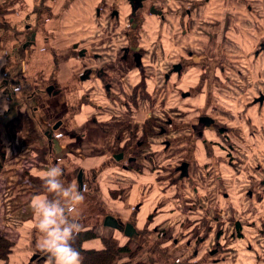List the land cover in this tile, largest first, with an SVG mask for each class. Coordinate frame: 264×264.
Returning <instances> with one entry per match:
<instances>
[{"label":"crops","instance_id":"0c3cea01","mask_svg":"<svg viewBox=\"0 0 264 264\" xmlns=\"http://www.w3.org/2000/svg\"><path fill=\"white\" fill-rule=\"evenodd\" d=\"M154 1L158 8L160 5L158 0ZM161 1L166 2L165 5L172 4V0ZM127 4V0H0V172L8 179L11 213L16 215L20 226L23 227L12 241L14 252L9 264L47 262L48 257L38 247L42 234L35 228L36 220L30 202L36 196L52 198L51 194L47 193L41 176L49 167L55 165L63 168L62 179L66 183L76 184L84 192V201L71 215L82 225L80 232L94 230L99 237L84 243L85 248H100L102 238L117 237V234L124 237L129 233L131 236L135 235L129 241L141 247L139 258H142L146 246L143 244L144 239H141L143 235L134 234L135 232L130 229L127 231L128 224H133L138 233H143L145 228L153 230V235H150L157 246L152 250L148 249L151 251L149 255L153 256H151L153 263L162 264L163 259H169L168 264H227V259L220 258L227 257L229 253L219 251L216 254L214 251L227 241L221 238V231L216 235L211 234L215 236V248L208 250L212 251H205L202 248L199 255L194 254L196 250L194 248L200 242L198 239L206 235L197 229L204 230L206 225L209 229L211 226L207 221L203 222L209 212L200 220L193 219L194 225L191 226H195L194 229L197 231L190 230L183 240L178 236L168 238L169 232L167 236L159 235L154 231L156 227H150L147 218L159 202L163 203L164 210L167 209L166 205L170 202L166 197L172 194L173 189L168 183L161 184L165 179L159 178L161 182H157L159 179L155 173L136 175L128 172L124 169V160L114 158L117 149L124 146L126 139L124 137L119 139L118 134L122 131V135L125 134L126 137L128 133V130H124V124L122 128L118 124L123 120H127L128 124L131 121L139 123L138 119L140 117L143 119V112L140 111L139 116L133 114L132 116L131 112L125 114L124 108H119L120 106L115 109L111 107L113 112L119 113L120 119L115 121L108 110L107 105L110 102L106 101L108 104L105 103L103 106L102 103L105 101L98 103L99 101H95L89 94L93 86L92 79H82L85 69L97 65L90 54L105 47L97 38L99 31H104L102 36L108 40L105 30L114 31L117 27L124 30L131 24L132 30L131 28L127 30L129 35L135 34L133 29L137 27L142 33L143 40L145 39L142 42L144 47L149 37L153 36L152 32L149 33L144 27V21L152 20V17H147L149 14L147 11L154 4L147 1L143 8L138 10L140 20L136 23L137 26L123 16ZM98 9L101 10V16L97 15ZM112 11H119V18L116 15L110 17ZM185 12L184 9L179 10L180 27H183ZM104 24L105 30L102 27ZM84 50L88 51V56L83 55ZM151 52L153 53V49ZM207 54L209 53L199 52L194 54L193 59L195 62H203ZM202 103V99H199L198 106ZM218 118L222 123L231 120V124L237 129L235 138L230 135L231 141L235 144L234 148L228 147L226 140L223 143L224 148L228 147L225 153L220 154L223 165L216 168V165L207 159L215 158L213 146L207 144L206 153L203 143L193 140L196 149L192 153L195 159L192 172H195L197 163L201 165L207 161L209 163L205 170L209 183L208 198L219 193L221 179L225 181L228 179L226 171L230 160L226 154L232 152V160L239 162L246 169L248 159L245 157L253 151L244 143L248 136V127L245 124H249V121L239 120L237 124L234 113L231 115L229 112L221 113ZM242 118L251 120L258 116L247 113L240 117ZM187 127L190 125L187 124ZM206 134H209V139H216L212 127ZM173 148L181 157H187L188 153L186 154L181 145H175ZM171 150L172 146L166 153L168 159L171 158ZM188 157H191L190 154ZM257 169L260 170L261 167L257 166ZM220 172L223 174L220 175ZM200 173L198 172V175ZM257 173L256 175L259 174ZM79 174L80 178L77 177ZM186 183L184 193L186 196L191 194L194 197L196 192L190 190ZM144 193L149 199L144 198ZM249 197L252 198L251 193ZM142 200L146 202L136 218L134 208L139 206ZM21 207L24 213L18 211ZM205 207L209 208V200ZM171 208L169 211L165 210L163 214H168V217L179 214L178 209ZM109 217L125 227L124 231L118 232L119 228L116 226L113 228L114 224L106 221ZM168 226L171 232L175 228L178 231L187 229L184 225ZM100 227H103L105 233L98 232ZM109 231H111L109 235H106ZM209 236L203 247L209 238L213 239ZM180 243H183L184 247ZM251 243L255 248L247 251L248 253L240 249L228 251L232 255V262L228 263L240 264V259L247 257L243 254H250L251 257L253 254L258 255L256 248L258 242ZM188 250L193 252V256ZM251 257L246 260H251ZM255 264H259L257 259Z\"/></svg>","mask_w":264,"mask_h":264},{"label":"flooded vegetation","instance_id":"af4514ba","mask_svg":"<svg viewBox=\"0 0 264 264\" xmlns=\"http://www.w3.org/2000/svg\"><path fill=\"white\" fill-rule=\"evenodd\" d=\"M150 1L154 5L152 7H149V10L147 11L149 14L147 17H152L151 21H144V27L147 28L152 32L154 36V43L151 44L148 48L144 47L142 44L143 40L142 33L135 27L133 31H135V34L129 35L128 29L131 28V24L127 27V29L123 30L122 32L117 33L116 41L118 47H111L109 46L108 49L105 52L98 53L94 52L91 55V58H93V61L97 63V65L93 68L85 69V71L82 74L83 80H90L93 81V86L91 87L89 94L91 97L95 98V101H105L102 103L103 106H105L106 101L110 102L111 107L115 109V107L120 106L119 108H124V113H130V115H137L139 116L141 114V109L143 112V121L144 124L143 129L147 126V122L151 120L153 117H156L155 126L153 127L156 135H152L150 138L148 137L149 147L148 149H143L145 142L138 141L137 143L134 142L136 139V136L140 132V125L139 126H133L131 128V132H129L128 136L124 137L125 142L123 147H119L117 150V153L114 155L115 159L124 160V169L128 172L134 173V166L133 164L137 165H143L145 167H148V169L151 168L152 162L155 160H158L159 157H166L167 151L172 146V150L170 153L171 158L168 159L172 163H169V165H166V169L170 170L168 174H165V181H169V185L173 189L174 192V198L178 204V208H180V211H186L188 214V220L183 221L180 223L183 224L186 222L185 225H194L193 219L200 220L203 218V214L207 206V202L209 200L207 187L209 186L208 178L205 174V170L207 165H209L208 161L204 164L197 163V168L195 169V172L193 173L191 168L193 166V162H195L193 158V151L195 152V145L193 144V140L199 141L203 143V145L206 147V153H207V144H210L213 146L215 150V158H209V162L214 163L216 165V168L223 165V160L221 157V153H225V149L230 146L231 149L234 148V143L231 141L230 135L235 138V133L237 132V129L234 125L231 124V120H227V122H221L218 116L220 117V114L225 112L222 111L219 105L213 104V97L219 98L218 95H214L210 93L209 85H210V79H209V73L207 75L208 70L212 69V65L214 64V69H221L223 71V64H219L215 62V57H217V52H219L222 47L225 48L227 45V42L225 40L222 41L223 36H211L207 31L209 28H214L216 25L219 27L218 30H220L219 22H213L210 25H204L203 26V32L202 35L206 38H204L199 32L196 36H194L193 42L194 48H197L200 45V42L202 44H205L200 51H196L197 54L199 52L209 53L207 54L206 59L203 62H195L193 57L194 54L189 52L188 58L186 57L185 53L182 52V54H178V51L181 45L180 41H178L179 36L177 33L174 34V36L168 35L167 32H170L172 28L174 27V21L171 19H174L175 17H179L178 12L175 11V8H179L178 6H169L165 5L166 2L158 0V4H160L157 8L156 3L154 0H127L128 6L123 10V16H126V20L128 22H131L132 24H135L137 26L139 23L138 20H140V17H138L140 14L137 13L139 9L143 8V5ZM197 3H192L191 7L186 9V16L183 19L182 22L183 27H187V21L188 18H201L202 13L200 11L203 9V6L208 5L209 1L211 0H196ZM252 2H255L257 0H250ZM200 2L202 4H200ZM236 7H242L243 5L246 7V9L250 12V15L254 19V21H260L257 19V16H261L253 14V6H251V2L248 0H236ZM249 2V3H247ZM253 3V5H258ZM173 4V3H172ZM171 4V5H172ZM167 11H165V9ZM237 9V8H236ZM170 11V13H169ZM195 11V15L193 12ZM255 11L258 12V9ZM97 12V11H96ZM98 16H101V10L98 9L97 12ZM113 15H116L117 18L120 16V12L118 11H112L110 13V17ZM152 15V16H150ZM241 14L238 16L240 17ZM248 18V17H247ZM178 19V18H177ZM193 20V19H192ZM247 20V19H246ZM240 21V20H239ZM236 21L235 26L237 27L236 34H237V42L235 43L234 49H236V55L234 54V65L230 66L232 68H236L237 70V82H239V85H246L248 83L250 86L257 83V81H253L249 77H246V73L243 72L242 68L250 69L251 67H256L258 63H264V34L263 36H259L263 33L261 30H249L246 29L243 31L241 27V23H244L245 20H241L239 22ZM250 21V20H249ZM261 25L262 22H261ZM192 26V24H191ZM152 28V29H150ZM257 28V27H256ZM132 30V28H131ZM136 31L138 33H136ZM205 31V32H204ZM114 31H105L106 38H111L113 36ZM219 33V32H218ZM101 35L97 38L101 40ZM182 37L184 39H191L193 35L188 36V32L186 30L182 31ZM96 38V37H95ZM261 39V40H259ZM111 41H109V45ZM217 40V42L215 41ZM259 40V41H258ZM150 41V39H149ZM148 41V42H149ZM206 41H208V45L206 46ZM258 41L259 47L256 49H253L249 52H244V46L249 45L250 43L254 45ZM213 43V44H212ZM212 44V45H211ZM210 45V46H209ZM151 49H153V53L151 52ZM223 51L225 49H222ZM221 50V51H222ZM87 50H84L83 55H89L87 54ZM186 52V51H185ZM249 59V60H248ZM236 60V61H235ZM228 61V62H227ZM223 62L228 63L231 65L230 59H226L224 57ZM250 62V63H249ZM244 63V64H243ZM219 64V66H218ZM249 64V66H247ZM200 67H198V66ZM155 70L158 76V80L160 83V86H158V90H156L155 94L158 96L160 101H158L156 98L153 99L155 107L150 106V99H144L141 98L140 95H137L138 100H143L145 104L137 107L132 108L131 104L129 102H126L123 98V92L124 89L122 86H126L127 88H131V81L129 78L121 77L122 73H125L126 75L132 71H134L133 76H137L138 82L136 84H133L132 88H136V91L143 90V96H145L146 87L147 89H154L151 88L150 80H154L152 76L147 77L145 71ZM119 68V70H117ZM234 68V69H235ZM264 69V67H263ZM150 71V72H151ZM205 74L200 75V73ZM154 72L149 73L153 74ZM120 74V76L118 75ZM117 82V83H116ZM142 83V85H141ZM264 83V81H263ZM262 83V84H263ZM191 84V85H190ZM184 85V87H182ZM168 87L173 88V90H169ZM179 87H182L185 89V91L182 92L181 98H183L186 101H189L188 103H191V111L194 112L192 114L191 112L188 113L187 118L191 120L190 126L191 127H185L183 128L182 125H177L176 122L172 120L171 117L173 115V118L177 119V117L180 115L177 112L181 111L180 109L176 108L175 103L178 101L175 99L177 96L176 91H174V88L178 89ZM248 91H250V88H248ZM168 92V95L167 93ZM173 92V93H172ZM126 94V93H125ZM139 94V93H138ZM214 95V96H213ZM133 96V95H132ZM165 96V97H161ZM98 99V100H97ZM102 99V100H100ZM128 99H130V96H128ZM171 99L173 101H171ZM199 99H202L201 106H198ZM162 100L165 101V105L163 107L167 109L170 112V115H166L162 111L158 110V107L160 105V108L162 107ZM249 103L241 107L243 110H240L239 113L235 112V108H233V111H230L229 113H234V116L236 117L235 121L238 124L241 116H245V114L250 113L257 116V113L252 111V108L258 107L260 111H264V90H259V92L255 95H251L249 98ZM178 104V103H177ZM134 106V104L132 103ZM179 105V104H178ZM100 107V106H99ZM130 107V111L127 109ZM140 108V109H139ZM146 109H149V111H154L152 113H146ZM193 109V110H192ZM225 109V108H224ZM100 111V110H99ZM133 112V113H132ZM145 113V114H144ZM112 114V113H111ZM132 115V116H133ZM147 117V119H145ZM246 119V118H245ZM182 120V119H181ZM248 120V119H246ZM253 120V119H251ZM251 120H248L250 123H252ZM185 121V120H184ZM244 121V120H243ZM245 122V121H244ZM195 123V124H193ZM209 123V124H207ZM130 124L124 125V127H129ZM245 124V123H244ZM247 127L249 124H245ZM116 126V124H115ZM213 128V134L215 135L216 139L210 138L209 134L207 135V131H209V128ZM138 129V130H137ZM129 131V130H128ZM122 133V131H121ZM249 133V130H248ZM145 135H143L144 137ZM222 140V141H221ZM227 141V146L224 148V141ZM182 141L184 143H182ZM245 145H248L249 147H252L248 142H251L250 139L245 140ZM138 145V148H141L143 150V153H137L136 145ZM175 145H181L182 148L186 151V154L188 153L187 157H181L173 146ZM130 149L133 151H130ZM179 149V148H178ZM148 150V151H145ZM227 150V149H226ZM228 152V151H227ZM226 152V153H227ZM153 154V156H151ZM190 154L191 157H188ZM141 155V157H138ZM226 157L230 160L229 165H233L234 160L232 156V152H228L226 154ZM200 164V168L198 169V165ZM241 166V165H240ZM138 169V168H135ZM146 169L145 173H141L140 175H151L154 173V171H151V174L148 173L149 171ZM215 171V170H213ZM198 172H201L198 175ZM161 178V175L157 176V179ZM156 179V178H155ZM156 179V180H157ZM157 182H161V180H157ZM185 182L190 188V190H194L196 194H194V197L189 194L184 193L185 191ZM227 180L221 179V185L220 192L225 191V189L229 190L227 187ZM251 186H257L255 183H251ZM235 191V189H234ZM149 199V198H146ZM146 201L142 200L139 206L134 208V216L137 218L138 214L141 212L142 207L144 206V203ZM163 203L159 202V205L155 208L153 212H151L150 216L147 218L148 224L154 223V220L164 213V207L162 206ZM132 217V215H131ZM133 221V220H132ZM202 221V220H201ZM200 221V222H201ZM198 225V223H195ZM129 225V224H128ZM133 225V224H131ZM123 226L119 225V231H124ZM156 233L159 235H166L168 234V231L165 229H154ZM136 232V230H135ZM190 231H187L189 233ZM192 232V231H191ZM144 232H136L134 234H137L139 236L143 235ZM124 235L125 241H128L130 239H133L131 237ZM193 235V234H192ZM133 237L135 235H132ZM202 239H198L200 241L194 250L195 255H199L202 251L203 244L205 243L207 236L209 235H203ZM198 238V236L196 235ZM115 240V237H113ZM190 245V244H189ZM207 251H212L207 250ZM214 251H217L216 254L219 253L217 249Z\"/></svg>","mask_w":264,"mask_h":264},{"label":"rangeland","instance_id":"374dc122","mask_svg":"<svg viewBox=\"0 0 264 264\" xmlns=\"http://www.w3.org/2000/svg\"><path fill=\"white\" fill-rule=\"evenodd\" d=\"M248 1L252 3L251 6H253V9H252L253 14L261 15V16H257V19L261 20L263 25H261L260 21H254V19L250 15V12L246 9L244 5L242 7H236V3H237L236 0H211L209 1L208 5L203 6V9L200 11V13H202L201 18H196V19L192 18L193 20L188 18L187 27H180L179 17L174 16V19H171L172 21H174V27L172 28L170 32H167V34L171 36H174L175 33L178 34L179 36L178 41L181 40L180 46H182L178 48L179 49L178 54H182V52H184L186 57L188 58V56L190 55V54L188 55L189 52L194 54L196 53V51H200L202 47L205 45L200 42V45L197 48H194V43L190 44L191 42H193L195 38L194 36H196L198 32L199 34L202 35V33L200 32H203L204 25H210L214 21L219 22L218 24L220 25V30H218L219 27L216 25L213 29L212 28L207 29V31H209L208 33L211 36H216V37H218V35L223 36L222 41L225 40L227 42L226 47L225 48L222 47V49H225V50L223 51L221 49L222 51L220 50L219 52H217L218 53L217 57H215L216 63L219 62V64H223V71L221 69H214L215 65L213 64L212 69L208 70L207 75L209 73L210 93L219 96V98L213 97V100H212L213 104L219 105L221 110L225 112L233 111V108L236 107L235 112L239 113L240 110H243L242 108H240V106L241 107L246 106L250 101L249 98L251 95L253 96L257 94L259 90H264V83H263L264 63L263 62L258 63L256 67H251L250 69L242 68L243 72L246 73V77L250 76V79H252L254 82L257 81V83L253 84L252 86H250L248 83H246V85L244 86L243 85L240 86L239 82H237L236 68L234 67L235 68L234 69L230 67L234 65L233 64L234 63L233 61L235 59L234 54L236 55V49H234V47H235V43L238 40L237 34H236L237 27L235 26L237 20L238 21L239 20L241 21L242 19L245 20L244 23H241L239 21L241 24L240 28L243 31H245L246 29L261 30L263 31V33L260 34L259 36H263L264 34V0H257L256 3L250 0ZM197 2L198 1L196 0H172L173 4L171 6H176V7L178 6L179 8H175V11L178 12L179 14L180 9L186 10L191 7L192 3H197ZM253 3L258 4V5H253ZM200 4L202 3L200 2ZM256 9H258V12L255 11ZM194 13L195 11L193 12V14ZM239 14H241L240 17L238 16ZM102 27H103V30H105V24ZM126 29L127 28H125V30ZM184 30L188 32L189 37L190 35H193V37L191 39H184L182 37V31ZM122 31L123 29L117 27L113 32V36L111 38H108V40L101 37V41L103 42V45L105 47L99 48L97 50L99 51L98 53L105 52L109 46L118 47L117 41H116V37H117L116 34ZM103 32L104 31L102 32L99 31L98 35L102 36ZM111 39H113L112 40L113 42H111L109 45V41H111ZM149 39L150 41L146 44L147 47L154 43V36L149 37ZM215 41L217 42V40ZM258 41L254 45L250 43L249 45L244 46V52L246 53V52L252 51L253 49L258 48L259 47ZM208 44H209L208 41H206V46ZM224 57H226V59H230L231 65L223 62ZM247 66H249V64ZM147 68H149V71L148 70L145 71L147 73L146 76L153 77L154 80H150V84H151L150 86L151 88H154V89L153 90L150 89L149 91V89H147L146 87L145 96L142 95L143 94L142 89L140 91H136V88L135 89L132 88L133 87L132 83L136 84L138 82V80L136 79L137 76H133L134 74H132L134 73V71L130 72L129 75L128 74L126 75L125 73L121 74V77L129 78L131 81V86H130L131 88H127L126 86H122V88L124 89V92H123L124 100L126 102H129L133 109L145 104V102H143L144 99H150V106L152 108L156 106L154 105V101H153L154 98L160 101L158 96H156L155 94L156 93L155 91L159 89L158 86H160L158 76L157 74H155L156 73L155 70L151 71L150 67L148 66ZM117 70H119V68ZM150 71L154 73L149 75V73H151ZM202 73L204 72L201 71L200 75H204V77H206V75ZM118 75L120 76V74ZM182 87H184V85H182ZM182 87H179L178 89L174 88V91H176L177 93V96L175 99L178 101L177 103L179 104L178 105L177 103H175V105H176V108L181 110L180 112L179 111L177 112L180 115L177 117V119L173 118V115L169 117H171L172 120L177 123V125H182L183 128H185L187 127V124L190 125L191 123V120L187 118L188 113L191 112L192 114H194V112L191 111V107H192L191 103H188L189 101H186L183 98H181L182 92L185 91V89ZM248 88H250V91H248ZM168 89L173 90V88L171 87H168ZM166 93L168 95V92ZM137 95H140V97L144 99L138 100ZM128 96H130V99H128ZM161 97H165V96H161ZM171 101L173 100L171 99ZM132 103L134 104V106L132 105ZM161 103H162L161 104L162 107L160 108V105H159L158 110L162 111L167 116L170 115V112L163 107V105L166 104L165 101L162 100ZM107 106H108V110L112 113V116L114 117L115 121L120 119L118 117L119 113L113 112V108H111L110 105H107ZM127 109L129 111L131 110L130 107H128ZM142 110L143 109H141V111ZM252 111L254 113L255 112L257 113L258 118L251 120L252 123L249 122V125H248L249 133H248L247 139L251 140V142H248V143L252 146L251 149H253V151L250 154H248V156L245 157L246 159H248L246 161L248 168L244 169L242 166H239L240 163L239 162L237 163L236 161L233 163V165L231 166L229 165L230 168L227 167V171H226V174L228 176L227 187L229 190L225 189V191H222L218 193L217 195L209 198L208 211H205L203 215L207 214L208 212L209 213L203 222L207 221L208 224L211 226H209V229L207 225L205 226L204 230L197 229L199 232H203V234H207L209 232V235L211 234L216 235V233L221 231L220 232L221 238H225L227 241L223 242L221 246H218L217 248H215V245H214L215 236L211 235L209 237L213 239L211 240L209 238L208 242L204 245L203 250L207 251L209 248L211 249L215 248L218 251H221V252L223 251V253L224 251L229 253L227 257L222 256L220 258L222 260L227 259V264H229L228 261L230 263L232 262V255L230 252L236 249H240L244 253L250 250L252 251L255 248V246L251 245L252 244L251 241L258 242L256 243L258 244V246H256V248L258 249V255L252 253L253 256L251 257L250 254H243V255H246L247 257H242L240 259V262H241L240 264H255L256 259L258 260L259 264H264V111H260L258 107L252 108ZM152 112L154 111H149V109H146V113L149 114ZM98 114L102 115L101 112H98ZM143 119L140 117V119H138L139 123H135L134 121H131V124L133 126L140 125L141 127L140 132L136 136V139L134 140V142L137 143L138 141H143L145 142L143 149H148L149 147L148 137L150 138L152 135H156L155 133H158V132H155L153 129V127L155 126V121L157 119L156 117H153L151 120H149L147 122V126L144 129H143L144 124L141 123ZM242 120H244L245 122L248 121L245 118ZM32 124L33 123H31V125ZM123 124L126 125L127 120L121 121L118 125H120L122 128ZM131 124L129 127H126V129L124 127V130H129L128 133L132 131L131 128L133 126ZM128 133L126 134V137L128 136ZM122 134L123 133L121 132L118 134L119 139H121L122 137H125V134L124 136ZM143 135L145 136L143 137ZM237 143L239 144L238 141ZM135 145H136L135 147L137 149L136 150L137 153H143V150L141 148H138L137 144ZM130 151H133V149L132 150L130 149ZM145 151H148V150H145ZM151 156H153V154H151ZM138 157H141V155H139ZM169 163H172V162L169 161L167 157H164L163 155L162 157H159L158 160H155L154 162H152L150 169H148V167H145L143 165H133L134 171H135L134 174L138 175L141 173H145L143 171L148 169L149 170L147 171L148 173L151 174V171H154L155 175H161V179H165V174H168L170 172V170L166 169L167 168L166 165H169ZM257 166L261 167V169L258 170ZM135 168H138V169H135ZM257 171L259 174L257 173ZM256 173L258 175H256ZM219 174L222 175L223 173L220 172ZM80 176L81 175L79 174L77 177L80 178ZM165 183L169 184L170 182L163 181L161 184H165ZM251 183H255L257 184V186H251L252 185ZM250 193L252 194V198L249 197ZM211 195L212 194H210V196ZM144 198L146 199L149 197L145 195L144 193ZM166 199L170 203L166 205L167 209L165 210L169 211L171 207H174L175 209H178L179 214L177 215L173 214V215H170V217H168V214H165V215L163 214L160 217L156 218L154 220V223L151 224L150 227L153 226V227L160 229L161 228L160 226H163L162 229H165L166 231L169 232L168 238H171V236L172 237L178 236V237H181L180 240H183V237L186 236L187 231L194 229L195 226L185 225L186 222H184L181 225H184V228L187 227L185 231H183L184 229H179L178 231L177 228H175L171 232L169 230L168 225H180L181 222L188 220V214L186 213V211H180V208H178V204L174 198V192H172V194H169V196H167ZM235 225H237L236 226L237 228L235 227ZM21 227L22 225L18 228V233H20L21 229L23 228ZM102 228L103 227H100L98 232L99 233L101 232L103 234L105 233V231H103ZM239 228L241 229L239 230ZM197 230L194 229V231H197ZM110 232L111 231H109L106 235H109ZM150 234L153 235V230H148V228H145V233L141 237V239H144L143 244L146 245L145 252L143 250L142 252L143 254L141 256L142 258H139L140 254L138 257L133 258L134 261H138L140 264L141 263L142 264H156V263H153V259L151 258L152 254L149 255L151 251H149L148 249L150 248L152 250V248L157 246L156 242L153 240ZM117 235L118 236L115 237V241L120 246V244L124 243L125 238L123 237L122 234H117ZM109 238L110 236L106 237V239H109ZM238 242H241V243L239 244ZM180 245L184 247L183 243H180ZM138 246H136V244L135 245L132 244V249L133 250L137 249ZM226 246H228V248H225ZM188 253L191 256H193L192 251L190 252L188 250ZM255 256L257 257L256 259H255ZM249 257H251V260L249 259L246 260V258H249ZM129 258L130 257L127 254L123 255L114 264H123V262ZM168 263H169V259H163L162 264H168ZM193 264H196V263H193Z\"/></svg>","mask_w":264,"mask_h":264},{"label":"clouds","instance_id":"9594fccd","mask_svg":"<svg viewBox=\"0 0 264 264\" xmlns=\"http://www.w3.org/2000/svg\"><path fill=\"white\" fill-rule=\"evenodd\" d=\"M63 176L62 167H49L41 180L52 198L36 196L30 202L36 220L35 228L42 234L38 247L48 257L46 264H83L81 253L73 247L82 225L71 214L85 196L81 188L66 183Z\"/></svg>","mask_w":264,"mask_h":264},{"label":"trees","instance_id":"16d2710c","mask_svg":"<svg viewBox=\"0 0 264 264\" xmlns=\"http://www.w3.org/2000/svg\"><path fill=\"white\" fill-rule=\"evenodd\" d=\"M97 238L99 237L94 230H88L80 232L73 242V247H75L83 257V264H114L120 259V257L126 254L130 258L126 259L123 264H140L138 261H134L133 258L139 256L141 247L133 250V243L130 241H128V243L124 242V244H120L119 246L113 237H110L109 239L104 237L101 239L100 248L84 247V243ZM13 252V242L8 241L2 234H0V264H9Z\"/></svg>","mask_w":264,"mask_h":264},{"label":"built area","instance_id":"2783aa9c","mask_svg":"<svg viewBox=\"0 0 264 264\" xmlns=\"http://www.w3.org/2000/svg\"><path fill=\"white\" fill-rule=\"evenodd\" d=\"M36 160V158H34ZM29 162L30 159H28ZM8 179L4 173L0 172V234L8 241H13L17 233L20 223L16 215H12V207L10 204V193ZM24 213L22 207L18 209Z\"/></svg>","mask_w":264,"mask_h":264},{"label":"water","instance_id":"95a60500","mask_svg":"<svg viewBox=\"0 0 264 264\" xmlns=\"http://www.w3.org/2000/svg\"><path fill=\"white\" fill-rule=\"evenodd\" d=\"M207 124H209V123H207ZM107 222H110L112 225L114 224V226H112L113 228H119V224H118V222H117V220H115L114 218H112V217H109L107 220H106ZM116 226V227H115ZM131 230L132 232H135V228L131 225V224H129L128 225V227H127V231L128 230ZM126 231V233H128ZM136 233V232H135ZM129 234V233H128ZM129 237H132L130 234L128 235ZM215 252H217V251H215ZM212 255H213V253H212Z\"/></svg>","mask_w":264,"mask_h":264}]
</instances>
